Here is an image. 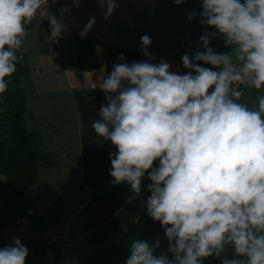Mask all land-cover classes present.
Instances as JSON below:
<instances>
[{
	"label": "clouds",
	"instance_id": "9594fccd",
	"mask_svg": "<svg viewBox=\"0 0 264 264\" xmlns=\"http://www.w3.org/2000/svg\"><path fill=\"white\" fill-rule=\"evenodd\" d=\"M44 3L0 0V94L17 70L16 52L38 11L49 21V44L67 31ZM79 3L74 0L75 7ZM98 4L106 9L105 20L117 7L116 0ZM187 16L215 31L200 36L203 50L182 55L186 74L172 71L163 58L151 63L156 57L145 34L140 52L148 59L113 64L111 73L92 85L107 104L91 126L117 149L110 154L111 183L126 182L139 195L147 173V213L165 227L168 241L167 252L156 255L159 240L152 245L133 240L126 264H203L229 246L234 256L220 264H264V95L255 109L241 102L244 88L264 90V0H201V10ZM95 22L88 20L82 38ZM218 35L230 52L210 46ZM118 59L126 61L123 53ZM28 255L13 238L0 248V264H25Z\"/></svg>",
	"mask_w": 264,
	"mask_h": 264
},
{
	"label": "crops",
	"instance_id": "0c3cea01",
	"mask_svg": "<svg viewBox=\"0 0 264 264\" xmlns=\"http://www.w3.org/2000/svg\"><path fill=\"white\" fill-rule=\"evenodd\" d=\"M58 1L55 16L67 24L58 42L46 41L49 21L37 20L26 27L27 35L16 52L27 66L21 78L27 101L25 124L52 162L49 167L39 166L33 184L20 199L0 184V226L11 225L19 207H39L48 201L41 220L64 219L69 211L76 217L68 250L49 253L45 245L36 243L27 247L25 264L82 260L94 248L116 241L147 209L151 195L147 173L139 195L126 182L111 183L110 154L117 149L91 126L99 119L100 106L107 104L104 93L99 87L93 89V83L110 74L113 64L148 59L140 52V38L145 34L152 39L148 51L156 57L151 63L163 58L172 71L186 74L190 70L183 67L182 55L203 50L200 36L206 30L215 31L202 26L198 17L188 19V12L201 10V0L180 5L173 0H116L117 7L108 20L98 0H80L79 7L74 6V0ZM64 7L69 11L62 14ZM91 17L96 22L87 36L94 37V60L89 59L92 67L85 69L79 64L77 37ZM85 38L81 49L88 42ZM210 46L217 52L231 51L219 35L211 39ZM121 53L126 61L118 59ZM243 91L241 102L257 108V97L264 95V90ZM153 166H158V161Z\"/></svg>",
	"mask_w": 264,
	"mask_h": 264
},
{
	"label": "trees",
	"instance_id": "16d2710c",
	"mask_svg": "<svg viewBox=\"0 0 264 264\" xmlns=\"http://www.w3.org/2000/svg\"><path fill=\"white\" fill-rule=\"evenodd\" d=\"M85 39L88 42H84L85 45L81 49L82 37H77V48L79 64L86 69L92 67V62L89 63L88 60H94L91 46L94 37L86 36ZM16 69L10 78H6L10 80L7 90L0 94V184L20 199L26 189L33 184L39 166L49 167L52 160L49 153L39 149L35 134L26 127L27 101L21 78L27 72V66L18 58ZM136 239L147 241L150 245L159 240V247L155 254L167 252L168 241L165 236V227L151 218L146 209L116 241L94 248L82 260L66 261L62 264H126L130 254L129 246ZM48 251L52 253L56 250ZM225 256L229 259L233 258L234 253L230 246L219 258L214 256L204 258L203 264H220Z\"/></svg>",
	"mask_w": 264,
	"mask_h": 264
},
{
	"label": "built area",
	"instance_id": "2783aa9c",
	"mask_svg": "<svg viewBox=\"0 0 264 264\" xmlns=\"http://www.w3.org/2000/svg\"><path fill=\"white\" fill-rule=\"evenodd\" d=\"M58 4V0H45L43 8L49 13L56 14ZM45 19L46 15L38 11L31 23ZM49 205L48 201L39 207H21L11 225L0 226V248L11 244L13 238H19L26 247L41 243L48 250L69 249L71 246L70 234L75 224L76 214L69 211L64 219L41 220L40 217L43 215L44 209Z\"/></svg>",
	"mask_w": 264,
	"mask_h": 264
}]
</instances>
